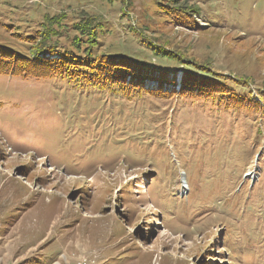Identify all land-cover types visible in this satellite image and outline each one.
I'll use <instances>...</instances> for the list:
<instances>
[{"label":"rangeland","instance_id":"374dc122","mask_svg":"<svg viewBox=\"0 0 264 264\" xmlns=\"http://www.w3.org/2000/svg\"><path fill=\"white\" fill-rule=\"evenodd\" d=\"M86 14L178 95L0 75V264H264V0H0V42Z\"/></svg>","mask_w":264,"mask_h":264},{"label":"trees","instance_id":"16d2710c","mask_svg":"<svg viewBox=\"0 0 264 264\" xmlns=\"http://www.w3.org/2000/svg\"><path fill=\"white\" fill-rule=\"evenodd\" d=\"M191 13L197 16L199 11L184 6L177 9L176 21L185 27H191L192 23L195 24L190 17ZM103 26L97 18L87 14L70 23L67 15L46 17L42 23V30L33 37L26 36L18 40L19 47L0 42V75L55 79L66 82L71 87L74 85L83 90H109L127 98L147 94L169 99L178 95L176 90L147 88L145 86L147 80H157L149 72H154L155 69H146L141 60L132 58L125 51H104L101 35L105 34L106 30ZM149 52L165 63L172 61L178 65L184 64L183 60L164 51ZM158 70L162 73V79H159L161 86L165 81L176 84L175 79L168 81L167 78H163L169 71L166 67H159ZM185 74L182 87L179 89L182 96L196 89L200 92L213 90L214 84L221 83L218 81L219 78L208 70L200 71L199 74L211 84H198L193 80L194 76L189 77L188 73Z\"/></svg>","mask_w":264,"mask_h":264},{"label":"bare ground","instance_id":"6f19581e","mask_svg":"<svg viewBox=\"0 0 264 264\" xmlns=\"http://www.w3.org/2000/svg\"><path fill=\"white\" fill-rule=\"evenodd\" d=\"M4 180H5V179H4ZM5 183L8 184V183H10V181H7V182H5ZM5 183H4V184H5ZM155 251L157 252V249H153V250L149 249V250H147V252H155Z\"/></svg>","mask_w":264,"mask_h":264}]
</instances>
